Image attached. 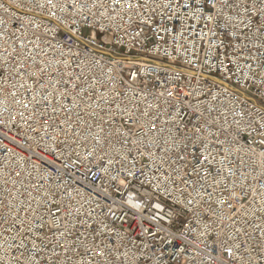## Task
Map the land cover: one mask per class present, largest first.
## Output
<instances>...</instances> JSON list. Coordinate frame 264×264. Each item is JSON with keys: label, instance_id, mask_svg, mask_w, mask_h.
Masks as SVG:
<instances>
[{"label": "built area", "instance_id": "1", "mask_svg": "<svg viewBox=\"0 0 264 264\" xmlns=\"http://www.w3.org/2000/svg\"><path fill=\"white\" fill-rule=\"evenodd\" d=\"M0 264H264V0H0Z\"/></svg>", "mask_w": 264, "mask_h": 264}]
</instances>
